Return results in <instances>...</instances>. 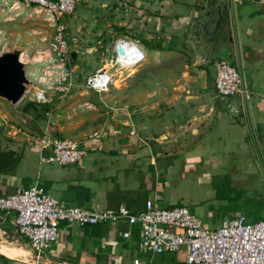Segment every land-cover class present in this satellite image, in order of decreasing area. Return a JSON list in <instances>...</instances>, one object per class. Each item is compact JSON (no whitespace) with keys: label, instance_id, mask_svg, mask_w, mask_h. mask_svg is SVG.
Instances as JSON below:
<instances>
[{"label":"crops","instance_id":"obj_1","mask_svg":"<svg viewBox=\"0 0 264 264\" xmlns=\"http://www.w3.org/2000/svg\"><path fill=\"white\" fill-rule=\"evenodd\" d=\"M77 7L79 38L87 36L89 43H95L94 51L102 49L97 69L108 61L107 50L113 42L127 39L138 42L145 58L122 78V86L132 82L133 76L134 81L144 78L146 52L162 78L158 76L155 89L132 97L141 100L139 108L126 105L113 110L97 136L77 141L86 155L76 165L43 163L49 149L21 134L7 137L3 131L8 145L24 144L26 154L19 168L16 164L0 171V196L39 185L69 207L115 211L123 206L139 212L153 193L180 190L186 182L195 189L199 186L196 190H214V178L240 179L260 172L264 166L260 165L264 162V0L240 6L229 0L204 62H199L200 53L194 51L190 36L198 0H81ZM216 60L244 72L250 91L247 99L218 100ZM170 70L173 79L165 82L163 74ZM120 80L109 90L118 87ZM53 132L46 128L42 135L54 137ZM162 202L161 207L176 206ZM14 218V213H0V263L34 264L33 251L16 233ZM138 229L122 221L84 228L61 223L58 241L43 251L40 264H133L136 258L142 264L165 261L138 253ZM128 230L131 237L126 240L122 234ZM170 259V264H185L183 253Z\"/></svg>","mask_w":264,"mask_h":264},{"label":"built area","instance_id":"obj_2","mask_svg":"<svg viewBox=\"0 0 264 264\" xmlns=\"http://www.w3.org/2000/svg\"><path fill=\"white\" fill-rule=\"evenodd\" d=\"M18 1L44 12L56 27L53 48L57 58L46 62L34 73L33 79H28L30 85L22 99L44 105L50 101L47 98L49 90L55 88L67 91L72 86V74L67 68L69 54L64 37L66 27L61 19L74 14L81 0ZM251 1L230 0V3L240 6ZM107 52L110 57L105 66L85 79L84 88L89 92H107L117 79L122 78L123 72L128 73L145 58L138 42L127 39L115 40ZM213 65L217 97H249L250 91L242 70L224 60H216ZM22 123L26 124V121ZM23 128L10 125L0 113V129L7 137L21 134L36 141L42 149L50 150L49 156L42 157L43 163L71 166L79 163L86 155V151L75 140L49 135L30 137ZM93 135L97 136L96 133ZM162 201L160 193H153L139 212H132L123 206L115 211L89 210L66 206L41 186L33 185L17 188L12 195L0 196V213L15 214L16 233L27 240L34 254V264H40L43 251L58 241L61 223L84 228L121 221L130 228H139V254L159 257L183 253L185 264H264V220L252 223L244 215H238L224 221L218 228L209 230L203 227L202 222L187 207H161ZM122 237L130 239L131 231L124 232ZM133 264L142 262L136 258Z\"/></svg>","mask_w":264,"mask_h":264},{"label":"rangeland","instance_id":"obj_3","mask_svg":"<svg viewBox=\"0 0 264 264\" xmlns=\"http://www.w3.org/2000/svg\"><path fill=\"white\" fill-rule=\"evenodd\" d=\"M77 10L61 19L66 27L64 37L69 54L67 68L72 74V86L67 91L55 88L49 90V103H32L35 106L30 112L24 111L29 104L27 99L16 106L0 99L1 116H4L10 125L24 127L23 130L30 137L41 136L46 128H53V134L61 138L76 141L87 138L103 128L102 125L112 117L113 110L126 105L129 108H139L141 100L132 97L139 96L143 90L155 89L158 76L162 78V72L153 66L154 58L146 52L143 79L134 81L133 76L132 82L122 86V78L130 74L123 72L122 78H119L121 80L116 84L118 87L111 88L107 93L97 95L87 91L84 88L85 79L93 74L101 63L98 55L102 49L97 47L94 51L95 43H89L87 36L79 38L74 17ZM56 34L55 25L44 12L34 6H25L18 0H0V54L19 50L21 56L23 55L22 62L28 79H33L34 73L46 62L57 58V52L53 48ZM166 72L168 71L163 74L165 82L172 81L173 70ZM171 84L166 85L171 88ZM36 86L34 83V87ZM42 106L47 108V112H43ZM38 112L43 113H40V117H35ZM22 121H26V124ZM8 141L3 130H0V145L9 144ZM24 146H20L21 157L15 168L21 166L22 158L25 157ZM261 156L264 160L263 154ZM262 164L264 162L260 163ZM260 168V172L251 177L231 179L225 175L214 178V190H196L199 186L195 189L191 183L186 182L180 190L163 192L162 203L187 207L202 222L203 227L209 230L210 227L218 228L224 220L233 219L238 215H244L252 223L264 220V166ZM252 188L254 189L251 190ZM169 197L171 202L167 199ZM170 261V258L160 262L154 260L158 264H170Z\"/></svg>","mask_w":264,"mask_h":264},{"label":"water","instance_id":"obj_4","mask_svg":"<svg viewBox=\"0 0 264 264\" xmlns=\"http://www.w3.org/2000/svg\"><path fill=\"white\" fill-rule=\"evenodd\" d=\"M198 5L190 36L195 45L194 51L200 53L199 62H204L210 55L217 32L226 17L229 0H198ZM20 56L19 50L0 54V99L12 106L21 102L30 85ZM20 152V146L0 145V171L13 168L19 160Z\"/></svg>","mask_w":264,"mask_h":264},{"label":"trees","instance_id":"obj_5","mask_svg":"<svg viewBox=\"0 0 264 264\" xmlns=\"http://www.w3.org/2000/svg\"><path fill=\"white\" fill-rule=\"evenodd\" d=\"M34 104H32V103H29L25 108H24V111L25 112H30V110L32 109V110H34ZM42 109H43V112H47V108H45L44 106H42ZM43 112H40L41 114L43 113ZM39 112L37 113V115H35V117H40L41 116V114H40ZM171 256H173V255H163V256H159L158 257V259H165V258H171ZM3 259H5L4 257H3Z\"/></svg>","mask_w":264,"mask_h":264},{"label":"bare ground","instance_id":"obj_6","mask_svg":"<svg viewBox=\"0 0 264 264\" xmlns=\"http://www.w3.org/2000/svg\"><path fill=\"white\" fill-rule=\"evenodd\" d=\"M22 57H23V55H22V56H20V61H21V62L23 61Z\"/></svg>","mask_w":264,"mask_h":264}]
</instances>
